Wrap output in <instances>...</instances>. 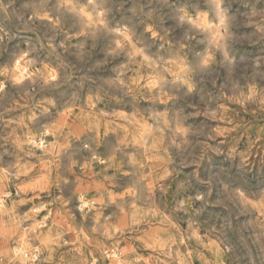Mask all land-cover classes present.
Wrapping results in <instances>:
<instances>
[{"label": "rangeland", "instance_id": "obj_1", "mask_svg": "<svg viewBox=\"0 0 264 264\" xmlns=\"http://www.w3.org/2000/svg\"><path fill=\"white\" fill-rule=\"evenodd\" d=\"M50 8L47 0H0V29L16 37L0 47V200L8 197L0 205V246L20 235L40 237L33 239L34 247H43L45 239L50 260H45V252L38 264H244L247 254L256 253L249 235L256 231L255 214L233 215L228 210L225 216L222 203L207 191L205 202L185 200L182 205L186 194H199L210 186L196 187L194 174L168 166L163 156L143 160L142 149L132 143L137 129L129 119L146 133L152 105L144 107L139 98L132 105H98L90 95L87 105L77 102L64 108L69 89L87 95L91 88L99 90L101 77L89 74L99 69L90 68L87 61L71 60L80 56L82 41L69 40L73 32L67 27L61 32L51 26L46 12ZM124 36L131 39L128 33ZM141 36L154 49L163 43L150 41V34L142 30ZM29 47L47 73H55L47 63L62 67L64 80L58 88L41 81L12 83L8 67ZM133 48L139 53L135 42ZM101 107L103 112L98 111ZM221 111L216 118L220 139L257 161L252 180L259 183L264 167L256 149L264 139L256 133L264 122L227 104ZM156 119L152 115L149 122L155 124ZM241 120L251 122L247 134L229 123ZM45 125H50L44 138L51 145L48 153L29 143L35 136L39 140ZM249 137L254 143L245 149ZM133 154L140 160L136 164L129 162ZM72 161L76 163L70 169ZM250 203L257 226L264 230V201ZM113 248L121 252L119 259L107 255Z\"/></svg>", "mask_w": 264, "mask_h": 264}, {"label": "clouds", "instance_id": "obj_2", "mask_svg": "<svg viewBox=\"0 0 264 264\" xmlns=\"http://www.w3.org/2000/svg\"><path fill=\"white\" fill-rule=\"evenodd\" d=\"M47 3L51 5L46 11L52 18L51 26L61 32L67 27L73 32L69 40L82 41L78 45L80 56H72L71 60L87 61L90 68L99 69L89 74L101 77L97 81L99 90L91 88L87 95L69 89L70 99L65 98L64 108L77 102L87 105L90 95L98 105L106 101L113 107L132 105L138 98L144 107L152 105L145 121L146 133L134 118L128 122L136 126L132 143L142 149L143 160L147 156H163L168 166L175 165L194 174L196 187L210 186L199 194H186L182 205L185 200L205 202L207 191L210 198L222 203L225 216L228 210L233 215L254 213L256 231L249 235L255 242L256 253L247 254L244 264H264V230L257 226V214L250 203L264 201V179L254 183L252 168L257 161L247 159L248 152L237 151L234 143L224 144L216 131V118L222 114L223 104L264 122V0H47ZM141 30L150 34V41L163 43L154 49L142 38ZM125 33L131 39H126ZM15 39L0 29V47ZM34 51L29 47L15 56L8 67L12 83L41 81L44 86L58 88L64 80L62 67L47 63L55 69L54 74L47 73L43 63L38 65L32 58ZM144 96H149V100H143ZM48 102L56 108L54 99ZM152 115L157 118L155 124L149 122ZM229 123L243 130V134H247L251 125L246 120ZM49 126H44L39 140L36 136L29 140L34 148L45 153L51 150L44 139L49 136ZM256 134L264 139V123H260ZM252 143L249 137L244 148ZM83 147L89 149L90 145L85 143ZM256 151L264 167V144ZM139 161L133 154L129 162ZM75 163L71 162L70 169ZM33 239L40 237L30 239L20 235L10 244L0 246V264H38L45 252L48 253L45 260H50L45 239L41 240L43 247H34Z\"/></svg>", "mask_w": 264, "mask_h": 264}, {"label": "built area", "instance_id": "obj_3", "mask_svg": "<svg viewBox=\"0 0 264 264\" xmlns=\"http://www.w3.org/2000/svg\"><path fill=\"white\" fill-rule=\"evenodd\" d=\"M17 193H18V191L15 190V194H17ZM6 199H8V197L4 196V198L2 200H0V205L1 206L4 204V202H6ZM106 253H107L108 256L114 257V258H117V259H119V257L121 256V252L116 250V249H114V248L108 250Z\"/></svg>", "mask_w": 264, "mask_h": 264}]
</instances>
